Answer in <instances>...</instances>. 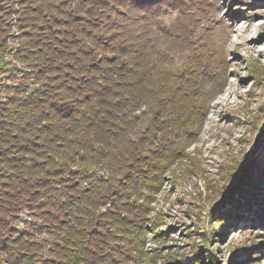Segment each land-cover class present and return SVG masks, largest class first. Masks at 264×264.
<instances>
[{
    "label": "trees",
    "instance_id": "obj_1",
    "mask_svg": "<svg viewBox=\"0 0 264 264\" xmlns=\"http://www.w3.org/2000/svg\"><path fill=\"white\" fill-rule=\"evenodd\" d=\"M188 5L0 0V59L14 52L22 65L0 80V245L10 264L36 261L11 226L24 211L56 234L51 264L144 261L151 205L206 117L199 80L167 64L175 25L160 13ZM256 161L235 171L236 188Z\"/></svg>",
    "mask_w": 264,
    "mask_h": 264
},
{
    "label": "rangeland",
    "instance_id": "obj_2",
    "mask_svg": "<svg viewBox=\"0 0 264 264\" xmlns=\"http://www.w3.org/2000/svg\"><path fill=\"white\" fill-rule=\"evenodd\" d=\"M186 2L182 13H160L175 25L167 64L199 80L206 117L151 205L146 258L131 264H264V0ZM18 64L0 59V80ZM255 158L259 170L236 188L235 171ZM11 226L35 264H51L55 233L28 211ZM0 264H10L2 245Z\"/></svg>",
    "mask_w": 264,
    "mask_h": 264
},
{
    "label": "built area",
    "instance_id": "obj_3",
    "mask_svg": "<svg viewBox=\"0 0 264 264\" xmlns=\"http://www.w3.org/2000/svg\"><path fill=\"white\" fill-rule=\"evenodd\" d=\"M13 45L15 46L14 48H16V47H17V44H13ZM12 54H14V52H12ZM12 54H11L10 56H11V57H12V59H13V55H12ZM13 60H14V59H13ZM14 61H15V60H14ZM16 63H17V62H16ZM17 64H18V63H17ZM18 67H20V66H19V64H18Z\"/></svg>",
    "mask_w": 264,
    "mask_h": 264
}]
</instances>
